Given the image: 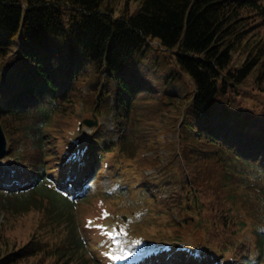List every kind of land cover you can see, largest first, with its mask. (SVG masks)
<instances>
[{
    "label": "trees",
    "instance_id": "trees-1",
    "mask_svg": "<svg viewBox=\"0 0 264 264\" xmlns=\"http://www.w3.org/2000/svg\"><path fill=\"white\" fill-rule=\"evenodd\" d=\"M125 4L117 13L111 0H0V121L7 155L37 182L15 199L40 203L55 228L62 209L74 218L72 203L91 207L61 229L55 246L36 238L13 248L0 232V264L109 238L104 222L129 213L126 202L142 204V217L169 220L174 256L152 257V264H256L255 251L264 253V94L245 82H264V0ZM152 49L170 62L157 90ZM184 76L191 89L177 95ZM154 102L177 118L169 151L146 124ZM79 105L100 120L84 149L75 140L82 121L54 124L78 114ZM77 163L85 186L107 174L115 192L85 195L73 187L71 198L40 186L47 174H66ZM52 207L57 218L46 211ZM186 244L207 249L195 257Z\"/></svg>",
    "mask_w": 264,
    "mask_h": 264
},
{
    "label": "rangeland",
    "instance_id": "rangeland-1",
    "mask_svg": "<svg viewBox=\"0 0 264 264\" xmlns=\"http://www.w3.org/2000/svg\"><path fill=\"white\" fill-rule=\"evenodd\" d=\"M108 1V0H107ZM111 3L113 6L115 5V9L117 13L121 12L122 9L125 7L126 0H111ZM138 2H132L129 4V10L131 12H134L138 7ZM157 45V43H156ZM160 57H159V56ZM150 57L153 59V66H152V75L155 80H157L156 90L158 88H165L164 87V80L167 78V73L170 71V62L169 60H164L162 57V51H158L157 49H152L150 52ZM158 67L162 68V71L158 70ZM161 70V69H160ZM184 79L186 80L185 85L178 86L179 82H176V93L177 95H181L182 92L188 91L191 89V84L186 76H184ZM245 85L249 87V89L252 92L260 93L262 92L264 94V82L261 84L254 83L252 81L245 82ZM159 94V93H157ZM156 93L154 95H157ZM260 95V94H259ZM161 100V99H159ZM153 103V102H152ZM151 107V113L149 112L148 115H150V118L147 119L146 124L152 128L154 131V136L158 138L159 140V146L162 148L163 151H169V149H172L176 146V137L173 135V133L169 130L171 128V125L177 118L172 117V112L166 110V106H162L156 102H154V105H149ZM78 114H75L73 116H66L65 120L62 121V118L58 119L54 124L58 126L59 128H62V124L71 123L75 124L78 121H83L86 118L95 119L96 117L93 116L91 113L88 114L87 110L82 109V105H79ZM177 110H174L173 112H176ZM102 119V118H101ZM99 120V119H98ZM103 122H106L109 127L113 126V123L110 122L107 118L103 117ZM83 127L80 129L79 125L75 128L77 132V137L80 138V143L85 144L88 141L89 133L91 132V127L87 126L85 123H82ZM85 130L87 132H85ZM60 138V136H59ZM58 138V139H59ZM116 138V137H115ZM148 153H152V151H149ZM78 171V168L75 169ZM19 171H22V166L19 165H13L10 161L7 159H4L0 161V180L2 179L4 185H2V188H0V232H1V238L3 240H9L14 243L13 248H19L24 243L38 238L40 241H45L42 245L44 247H51L55 246L57 241H54V239H57L56 237H61L62 232L61 229L63 227L70 228V225L73 222L77 224L78 216L80 215V211H86L90 210V205L87 203H72L71 213L69 210V213L74 216V218H68L66 219L63 211V217H62V226L59 228L52 227L50 224H47L46 221H44V212L39 209L41 206L40 203H37V205H32L31 203H34L32 200L31 202L27 203L26 201H19L16 199H25V198H16L18 193L12 192L11 189H9V185L13 183L15 180V177H17ZM62 175L61 172H59V175L54 177L51 176L50 179H52L51 183L54 181L61 180L60 176ZM47 178H49L47 176ZM73 177L70 176V179ZM7 183V184H5ZM51 183L44 181L40 184L42 188L44 187H53ZM27 186V185H26ZM69 183H65L62 186V189L68 190L69 189ZM107 190L109 189V180L108 178L104 177L103 181L100 184L92 183L91 187L89 188L88 193L93 194L97 188H104ZM54 188V187H53ZM55 189V188H54ZM61 189V190H62ZM104 189V190H105ZM28 191V190H27ZM67 192V191H66ZM36 204V203H35ZM123 205L128 208V212L119 211L115 215V219H121L122 216H130L131 218L127 220L126 223L118 224L117 222L111 221L107 222L106 224L110 227V230L114 234H121L124 236L123 232L129 228L131 232L138 233V232H144L146 233L150 238L155 239L158 241L161 237H168L171 233L167 230V222L169 221L168 218H163L160 216L159 220L158 215L155 219H147L145 216L142 217L140 214L144 210V206L142 204L134 206H130L128 202L123 203ZM61 210V209H60ZM133 213H132V211ZM50 213V215L54 217H58L60 215V211L56 209L55 207L51 208V211L46 209ZM78 213L79 215H76ZM153 214H157L155 210H152ZM127 217V216H126ZM149 220V221H148ZM147 222H150L147 224ZM164 229V230H163ZM88 243V241H85V246H81L77 252H72L68 254H62L55 252L54 250L50 248H44L45 251H38L33 256H26V258H22L18 260L19 262L17 264H107L106 259H102L101 257L104 256V254H98L99 247L102 246L105 242L103 239H97L92 240ZM16 243V244H15ZM190 247V246H188ZM156 252V250H155ZM101 256V257H100ZM146 254L141 255L140 257H135L133 255L126 256V260L124 262H129V260H135L139 261L143 257H145Z\"/></svg>",
    "mask_w": 264,
    "mask_h": 264
},
{
    "label": "water",
    "instance_id": "water-1",
    "mask_svg": "<svg viewBox=\"0 0 264 264\" xmlns=\"http://www.w3.org/2000/svg\"><path fill=\"white\" fill-rule=\"evenodd\" d=\"M86 123L93 125L94 122L91 119H87ZM95 123H97V121H95ZM6 143H7L6 135H5V132H4L2 125L0 123V155H2L5 152Z\"/></svg>",
    "mask_w": 264,
    "mask_h": 264
},
{
    "label": "snow or ice",
    "instance_id": "snow-or-ice-1",
    "mask_svg": "<svg viewBox=\"0 0 264 264\" xmlns=\"http://www.w3.org/2000/svg\"><path fill=\"white\" fill-rule=\"evenodd\" d=\"M136 243H139V241H137Z\"/></svg>",
    "mask_w": 264,
    "mask_h": 264
}]
</instances>
